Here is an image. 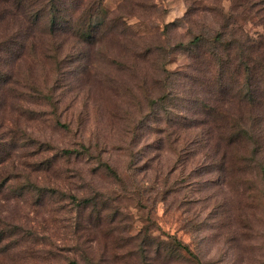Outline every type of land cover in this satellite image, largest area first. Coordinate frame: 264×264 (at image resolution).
Masks as SVG:
<instances>
[{"label":"rangeland","instance_id":"1","mask_svg":"<svg viewBox=\"0 0 264 264\" xmlns=\"http://www.w3.org/2000/svg\"><path fill=\"white\" fill-rule=\"evenodd\" d=\"M0 264H264V0H0Z\"/></svg>","mask_w":264,"mask_h":264},{"label":"trees","instance_id":"2","mask_svg":"<svg viewBox=\"0 0 264 264\" xmlns=\"http://www.w3.org/2000/svg\"><path fill=\"white\" fill-rule=\"evenodd\" d=\"M199 39H197V41H198ZM224 64H226V62H224ZM209 107H207V106H205V108H204V110H203V112L202 113H204V112H206L207 111V109H208ZM211 110V109H210ZM223 119V121H225L226 119H229V118H227V117H225V118H222ZM208 128H210V130H209V133L210 132H212L213 131V127L211 126V127H208ZM226 127L225 126H222L221 128H220V130H222V131H225L224 129H225ZM211 140H212V142L215 144V142H217V146L218 147H222L221 146V142H223V138H222V136L221 135H218V136H216V137H214V135H212L211 136ZM215 141V142H214ZM229 143V142H228ZM71 199L73 200V202L76 200V197H71ZM86 205L87 204H89V200L88 201H86V202H84ZM80 204L82 205V201L80 202ZM178 247L179 248H181L182 250H184L185 252H187L190 256H192V257H194V259L195 260H197L198 261V257H196L192 252H191V250L187 247V246H183V245H181V243H179L178 244Z\"/></svg>","mask_w":264,"mask_h":264}]
</instances>
